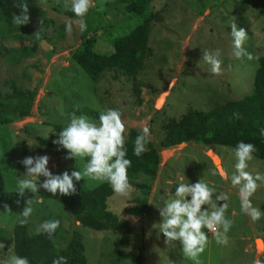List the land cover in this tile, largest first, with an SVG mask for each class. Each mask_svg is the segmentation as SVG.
Returning a JSON list of instances; mask_svg holds the SVG:
<instances>
[{
	"label": "rangeland",
	"instance_id": "1",
	"mask_svg": "<svg viewBox=\"0 0 264 264\" xmlns=\"http://www.w3.org/2000/svg\"><path fill=\"white\" fill-rule=\"evenodd\" d=\"M121 5L120 0H93L84 17L86 30L81 32L74 23L69 33L66 21L78 19L71 14L70 0H23L20 5L0 0L1 100L7 102L11 85L35 91L27 116L19 118L8 107L3 111L0 107V243L5 244L0 260L13 252L12 226L22 218L19 213L26 201L33 199L28 231L37 232L45 216L56 212L66 231L63 246L68 250L70 242L78 240L85 264H195L184 256L179 241L165 243L159 230V208L175 193L178 183L194 184L202 179L216 193L228 195L226 217L233 223L227 245L218 244L212 233L202 229L208 243L199 264H253L256 259L264 264V184L250 197L261 213L253 220L241 211L238 188L231 185L236 159L230 146L180 143L160 149L156 174L128 178L132 186L128 196L118 195L107 182L82 178L79 182L99 195L105 220L113 224L102 230L81 225L58 193L43 188L35 194L25 190L23 196L16 192L18 178L26 172L21 163L25 157L47 155V167L54 175L83 170L85 159H65L67 150L53 143L70 122L74 107L86 106L98 113L119 109L124 138L130 129L140 133L147 126L149 140L155 143L164 137L167 121L251 91L257 58L264 53V0H151L144 12L155 15L148 16L149 52L134 77L108 69L92 81L71 61L70 51L89 37L96 53H110V39L126 34L143 19L123 14ZM24 15L27 23H13V16ZM232 22L246 31L243 48L251 59L232 55ZM216 49L221 50L218 75L202 57L204 50ZM161 93L163 99L155 107ZM208 150L217 155L227 181L219 176ZM248 163L247 171L264 174V159L254 157ZM44 179L39 177L38 184ZM39 196L43 203L35 202Z\"/></svg>",
	"mask_w": 264,
	"mask_h": 264
},
{
	"label": "clouds",
	"instance_id": "2",
	"mask_svg": "<svg viewBox=\"0 0 264 264\" xmlns=\"http://www.w3.org/2000/svg\"><path fill=\"white\" fill-rule=\"evenodd\" d=\"M93 6V0H70V11L77 17L76 21L71 19L66 21V31H72L75 23L81 32L87 28L84 17L90 7ZM65 8H69L66 2ZM26 12V7L24 8ZM28 17L13 16V23L16 25L25 24ZM232 37V55L240 59L247 55L251 59V54L246 53L243 44L248 35L243 28H237L232 22L230 24ZM221 50L216 49L212 52L203 51V60L211 65V72L215 75L220 74L221 68ZM125 123L122 120V113L119 109H107L99 113V122L90 120L85 115H76L73 112L70 116V122L67 123L57 134L54 144L67 150L65 159H85L83 170L68 171L62 174H53L49 171L47 165L49 157L40 155L35 157H25L21 163L26 172L18 178L16 192L23 196L25 190L33 194L37 193L38 188H43L47 192L56 195H71L75 193V181L89 177L100 182L110 184L112 190L121 196H128L132 191L129 183L127 169L131 166V160L126 158L127 149L125 147ZM149 128L143 126L140 134L135 137L133 154L139 157L149 143ZM261 136H264V129H261ZM256 151L255 145L240 141L233 149L236 159L235 173L231 176V185L238 188L241 211L258 220L261 213L258 208L251 203L250 197L256 192L261 184H264V174L257 172L253 175L247 171L249 161L253 160V153ZM215 174V173H214ZM44 177L42 183L38 184V178ZM221 179H229L227 172L223 169L219 171ZM259 182V183H258ZM37 196V195H36ZM36 200V203H43L44 198ZM215 197V199H213ZM190 198V199H189ZM229 199L226 193H216L213 187L200 179L194 184L180 182L175 187V193L165 202L163 207L159 208V214L162 221L159 224V230L163 233L165 243L179 241L181 249L186 258L199 264V256L204 252L208 243V235L202 229H207L215 237L218 244L227 245L228 236L233 221L226 217ZM218 202H223L219 203ZM33 199L26 201V206L19 213L21 225L27 224L33 213ZM207 208L202 210V206ZM7 210L8 206H4ZM59 220H46L38 225L37 232L53 235L59 227ZM5 244L0 243V249H4ZM0 264H29L26 257L16 255L9 251ZM52 264H67V258L59 256L52 261ZM253 264H262L259 259L253 261Z\"/></svg>",
	"mask_w": 264,
	"mask_h": 264
},
{
	"label": "trees",
	"instance_id": "3",
	"mask_svg": "<svg viewBox=\"0 0 264 264\" xmlns=\"http://www.w3.org/2000/svg\"><path fill=\"white\" fill-rule=\"evenodd\" d=\"M12 5H20L23 0H3ZM123 14L143 17L142 21L124 35L110 39L112 51L108 54L96 53L93 50L94 40L85 37L77 47L70 51L71 61L85 75L95 81L108 69H117L126 77H134L149 52L147 37L149 33V14L144 15L151 0H120ZM73 14V13H71ZM35 91L20 90L11 85V91L3 102L0 95V107L7 108L16 117L29 114ZM8 106H7V105ZM73 112L99 121V113L86 106L74 107ZM264 53L257 58L254 69L251 91L237 99H228L216 103L212 108L191 111L177 120H169L163 125L164 137L157 142L146 145V150L139 156L133 154L135 137L140 134L130 129L125 138L126 158L131 160L127 169L128 178L138 174L153 177L158 169V151L172 148L180 143L209 145L217 144L235 148L243 141L255 145L253 156L264 159ZM76 191L71 195L59 194L60 200L68 207L74 218L84 226L94 230L110 228L105 220V211L99 195L85 188L79 181H73ZM144 188L141 183H135ZM59 220L56 212H49L44 221ZM60 222V220H59ZM66 234L63 225L59 224L55 233L49 236L44 232L28 231V224L21 225L16 221L12 226V250L21 257H26L29 264H52V261L63 256L67 264H85L80 242L73 239L67 250L62 244Z\"/></svg>",
	"mask_w": 264,
	"mask_h": 264
},
{
	"label": "water",
	"instance_id": "4",
	"mask_svg": "<svg viewBox=\"0 0 264 264\" xmlns=\"http://www.w3.org/2000/svg\"><path fill=\"white\" fill-rule=\"evenodd\" d=\"M163 95H164V93H161V94L157 97V99H156V101H155V107H158V106L160 105V103H161V101H162V99H163ZM182 144H183V143H182ZM207 155L210 157L211 161H212V162L214 163V165L216 166V169H217L218 171H220V170H221V167H220L219 159H218L217 155H216L213 151H211V150H208V151H207Z\"/></svg>",
	"mask_w": 264,
	"mask_h": 264
}]
</instances>
